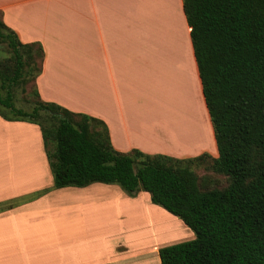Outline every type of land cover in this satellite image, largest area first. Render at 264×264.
Masks as SVG:
<instances>
[{
    "label": "crops",
    "instance_id": "0c3cea01",
    "mask_svg": "<svg viewBox=\"0 0 264 264\" xmlns=\"http://www.w3.org/2000/svg\"><path fill=\"white\" fill-rule=\"evenodd\" d=\"M0 15L20 43L42 49L38 98L102 122L115 151L217 157L181 0H0ZM156 211L170 215L116 185L53 189L38 127L0 117V264L45 247L57 264H159L170 234L152 231L139 258L120 224L108 225L145 215L152 226Z\"/></svg>",
    "mask_w": 264,
    "mask_h": 264
},
{
    "label": "trees",
    "instance_id": "16d2710c",
    "mask_svg": "<svg viewBox=\"0 0 264 264\" xmlns=\"http://www.w3.org/2000/svg\"><path fill=\"white\" fill-rule=\"evenodd\" d=\"M217 157L178 160L115 151L105 125L43 102L35 90L43 52L20 43L0 15V117L38 127L52 188L116 185L142 191L193 234L157 249L159 264H264V0H181ZM36 100L12 102L25 79ZM99 131L94 130L95 126ZM210 160L224 186L204 188L186 164Z\"/></svg>",
    "mask_w": 264,
    "mask_h": 264
},
{
    "label": "rangeland",
    "instance_id": "374dc122",
    "mask_svg": "<svg viewBox=\"0 0 264 264\" xmlns=\"http://www.w3.org/2000/svg\"><path fill=\"white\" fill-rule=\"evenodd\" d=\"M9 56V53H7L6 49L3 45H0V60L5 62L7 61ZM35 92H34V86L31 81H29V78L25 79V82L22 84H19L17 88L13 91V97L12 102L14 106L18 109H21L23 111H29L32 107L33 103L35 102ZM166 106V105H165ZM3 112H6L3 108H0ZM96 131L100 130V127L98 125L95 126ZM210 160L203 158L199 162L186 164L188 168L194 173V175L198 178V181L201 186L204 188H220L224 186V177L221 175H218L211 171L210 169ZM158 212V211H156ZM168 215V214H167ZM119 216H112L113 220H109L108 225L111 227L115 223L112 221L117 222L120 224L119 228L121 229V235L120 238L124 241H128L131 243V241L134 243L133 251H138L136 256L138 255L140 257H145L144 251L148 249V245L151 244L153 241L152 238L147 239L148 235L151 236L152 231L159 230L160 232L164 231L165 233L170 234V238H166L161 240L160 242H166V245L174 244L178 242H184L191 240L193 238V234L190 230L185 228L184 225L180 224L179 220H177L175 217L171 215H164L158 212V214L152 213V219L151 222H155V225L148 226V217L144 215L143 220L140 222H135L134 225L125 223V216L122 217V221L117 220V217ZM154 219V220H153ZM143 224H147L145 228H143ZM118 231V229H116ZM130 230V231H129ZM170 230V233L168 232ZM111 236V235H109ZM111 239L109 237L107 239V242ZM163 244V243H162ZM113 252V253H112ZM105 257L103 259H109L112 255H114V250L110 246L107 247V250L105 252ZM136 253V252H135ZM149 254V253H148ZM52 254H51V247L50 248H43L41 250V255L38 257H35L34 254H30L28 258H24L21 262V264H29L27 261H35L37 264H57L58 262L54 260L52 261ZM135 255L133 256V258ZM58 258V257H57ZM56 258V260H57ZM63 260L61 262H65L67 257L65 255L62 256ZM6 264H19L18 261H11ZM133 264V263H132ZM140 264H154L151 260L145 261V259Z\"/></svg>",
    "mask_w": 264,
    "mask_h": 264
}]
</instances>
